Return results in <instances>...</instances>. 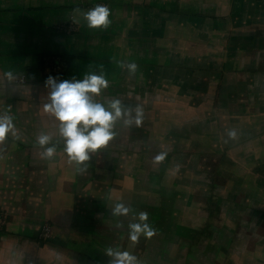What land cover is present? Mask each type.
<instances>
[{
    "label": "crops",
    "instance_id": "0c3cea01",
    "mask_svg": "<svg viewBox=\"0 0 264 264\" xmlns=\"http://www.w3.org/2000/svg\"><path fill=\"white\" fill-rule=\"evenodd\" d=\"M98 4L111 12L106 30L88 28L82 16ZM76 8L81 11L75 12ZM71 17L76 31L57 29ZM50 55L69 58L62 80H81L104 65L109 87L97 97L100 102L117 98L132 107L128 92L141 83L148 93L169 90L177 95L176 105H184L179 99L187 98L186 110H199L192 112L200 128L190 137L195 141L187 149L192 155L188 165L177 172L168 165L157 168L165 173L162 178L178 174L173 184L166 182L174 194L163 191L160 197L164 185L160 178L161 185L148 187L149 201L127 200L121 194L134 188L132 177L119 166L121 176L111 186V178L106 182L100 175L111 172L109 159L115 158V166L124 161L126 149H110L119 141H135L138 130L146 135L139 134L138 140L153 136L155 128H144V122L138 128L118 122L117 136L107 148L92 154L83 173L69 163L62 143L52 159L43 157L37 136L47 132L53 135V143L59 140V122L43 107ZM127 63L138 65L135 75L123 66ZM8 71L13 73L12 81L5 76ZM21 75L27 77L25 84L15 81ZM212 87L214 121L210 110L198 108L208 109ZM4 112L14 118L15 135L10 133L0 145V210L7 216L0 229V264H109L106 248L123 247L126 236L128 251L137 254L147 239L146 252L156 250L154 259L147 255L149 264H233L232 255L216 250L207 258L202 250L214 236L208 234L212 221L225 214L232 232L226 252L239 251L242 229L247 231V244H243L254 255L248 263L264 264V0H0V113ZM201 116L215 125L214 131ZM229 129L237 131V139L227 137ZM231 157L238 159L231 163L233 172L221 165ZM237 172L248 177L243 205L249 212L243 220L253 225L246 229L236 228L241 218L226 209L239 205L234 198ZM223 187L230 190L224 194ZM117 202L133 212L113 216L111 209ZM140 208L156 231L134 243L128 225L137 222L134 214ZM118 221L122 228L115 227ZM46 223L52 233L44 239L41 231ZM228 227L221 224L215 232L225 235ZM220 248L225 250L223 245Z\"/></svg>",
    "mask_w": 264,
    "mask_h": 264
},
{
    "label": "clouds",
    "instance_id": "9594fccd",
    "mask_svg": "<svg viewBox=\"0 0 264 264\" xmlns=\"http://www.w3.org/2000/svg\"><path fill=\"white\" fill-rule=\"evenodd\" d=\"M80 12L79 8L74 10ZM110 9L106 5H96L82 13L87 27L90 29H107L111 25L109 19ZM130 75H135L138 65L127 63L123 65ZM5 76L9 81L14 79L13 73L8 71ZM48 89L44 98V111L51 114L58 123L59 140L53 143V135L41 132L37 136L36 143L44 149L43 157L52 159L57 151V144L62 143L63 152L68 156L69 163H74L78 173L87 170L86 162L91 160L92 154L107 148L109 142L116 136L115 131L118 122H123L126 127L135 125L139 127L143 122L144 112L139 105L126 106L120 99L113 98L100 102L97 100L102 90L109 87V81L105 77L104 65H99V72H88L83 79L57 81L49 76L45 81ZM14 118L7 112L0 113V145L4 144L11 133L15 135ZM229 139L238 138L235 129L226 130ZM227 142V141H225ZM157 161L164 159V154L155 157ZM133 209L122 202H117L111 209L115 217L127 216ZM137 222L129 223L128 234L131 241L138 242L141 235L152 237L155 229L147 222L148 213L140 211L135 213ZM116 228H122L123 224L117 222ZM104 254L109 257V264H140L138 258L128 251H121L111 246L107 247Z\"/></svg>",
    "mask_w": 264,
    "mask_h": 264
},
{
    "label": "rangeland",
    "instance_id": "374dc122",
    "mask_svg": "<svg viewBox=\"0 0 264 264\" xmlns=\"http://www.w3.org/2000/svg\"><path fill=\"white\" fill-rule=\"evenodd\" d=\"M140 57V56H139ZM61 81V80H60ZM140 87H134L136 89V91H131L128 92V100H129V104L132 105V107L134 108L135 106L139 105L143 108V112H144V117H143V127L151 130L153 128H155V133L152 134L153 136H151V134L148 135V137L150 139L148 140H144L145 138V131L142 132V134H140L139 130L137 132V134L139 133L140 136L144 137L141 140L139 139V134H138V139H136L135 141L129 140L127 142L121 140L118 142V145H115L114 147H111L110 149L114 150L115 148H122V149H126L127 152L125 154V159L124 161L115 166V161L112 158L110 162H111V167L110 170L111 172L108 171H101L100 175H105L106 177V182L110 181L111 178V182L109 183L111 186L115 185V179H117V177L119 178V176H121L120 173L118 172V167L120 166V170L125 171L126 174H128L130 177H132V184H134V188L132 189H128L126 190L127 195H122V198L130 200L135 199V200H139L140 202H146L149 201V189L148 187H150V185H154V189L158 186L161 185L162 182L164 185H162L159 191V195L162 198V193L163 191H174L171 185L168 184H173V176L174 175H178V174H172L170 173L169 177H161L162 174H165L164 172H161L159 170H157L158 167H163L165 165L171 166L173 172H177V169H179L180 167H182L183 165L186 166L188 165V163L190 162V159L192 158V155L190 153H187V149L191 147L192 144H194L195 140L190 139V137H194V133H195V129L200 128V126L198 124H196V118L194 117L193 113L194 112H199V110L197 109V111H194L195 109H191V110H186L187 107V103L188 100L186 98L185 99H179L181 100V103H184V105L181 104H177V99L174 98L176 97V93H171L169 90L168 91H163L162 94L161 93H148L144 90L143 85L141 83ZM168 86V84H167ZM130 88V87H129ZM168 88V87H167ZM139 89V91H138ZM130 91V89H129ZM160 94V95H158ZM138 96V97H136ZM179 96V95H178ZM208 97L210 100L209 103V107L208 109L203 108V107H198L200 109V112H202V110L206 111L210 110V114L209 116H212V121H214L212 112H214L213 109H215L214 107H211L214 102H215V88L212 87V90L210 93H208ZM212 97V98H211ZM137 101V102H136ZM148 101V103H146ZM156 101V102H155ZM136 102V103H135ZM153 102H155L156 105H154L153 107ZM186 102V103H185ZM212 102V105H211ZM195 106V105H194ZM196 107V106H195ZM193 112V113H192ZM194 117V118H193ZM201 118L205 121V118L203 116H201ZM209 121V122H212ZM142 122V123H143ZM203 122V123H204ZM207 124V122H206ZM135 125H132V127H134ZM137 127V126H135ZM207 127L214 131L215 130V125H208ZM138 128V127H137ZM133 129V128H132ZM132 129H129L130 131ZM145 130V129H144ZM148 130L146 131V133L148 132ZM197 132V131H196ZM157 138L156 141H151V138ZM209 144H211L210 142H208ZM213 148H216V144L215 142H212ZM206 144V143H205ZM160 154H164V159L162 161H157L155 159L156 156L160 155ZM215 160H219L218 157ZM236 160H238L237 158H230L229 162H224L221 165L226 166V169H229L230 172H233L232 168H231V163L232 162H236ZM125 162H127V165L125 164ZM108 172V173H107ZM212 172H207L208 175H210ZM134 174H138L136 179L135 177H133ZM246 173L243 172H237V175L240 176L238 177L237 181H236V185L238 184L237 187H235V192H237L238 196L236 195V197L234 196L235 199H237V201L239 202L236 206H234L233 208L226 207V209H228L227 213L232 215L233 213H236L238 215L239 218H241V220L239 222H235L237 224H235L234 226L236 228H238L237 226H240L243 229H246L248 227V225H253V222H251L249 224L248 221H244L243 219H246L248 217V208L247 206L243 205V201H246L245 195L243 194H247L248 191V177L245 175ZM206 176V174H205ZM212 176H214V174H212ZM108 177V178H107ZM160 178L162 179V182L160 184H158V182L160 181ZM176 178V177H175ZM241 179V181L239 180ZM214 180H216L215 176H214ZM239 180V181H238ZM174 181H177V179H175ZM166 182H169L168 184ZM171 182V183H170ZM242 182V184L244 185H240V183ZM210 184V183H209ZM219 184V182H218ZM171 186V187H170ZM244 188H243V187ZM108 187V185H107ZM147 187V189L145 188ZM213 188V186H211ZM211 188V189H212ZM230 190V187H223L222 191H224V194L227 193V190ZM134 193H133V191ZM215 191V189L213 190ZM174 194V192L172 193ZM116 195V194H114ZM155 197H157L158 195H154ZM173 196V195H172ZM223 197V195H222ZM170 199V198H169ZM239 199V200H238ZM162 200V199H160ZM167 201V200H166ZM149 203V202H148ZM226 205H224L223 207H225ZM239 206V207H238ZM219 207V206H218ZM140 211L141 208H140ZM238 211H241L243 214H240ZM227 214L224 215V217L219 220L218 218L215 219V221H212L214 224V226L212 225V229L209 231L208 234H213L214 236L209 239L208 241H211L210 243H208V245L205 247V249H202L203 251L206 250V255L207 258L212 256L214 254V252H216V250H218L219 252L222 251L223 256H230L232 255V258H234V263L235 264H249L248 262L249 259H252L251 262L254 261V255L252 252L251 255L249 254L248 251V245H244L243 243H246V239H247V231L242 232L240 230V234H239V238L243 239V243L239 244V247L236 249H238L239 251H235L233 250V253L230 252H226V247H228L230 245V243L226 242L228 239L230 240V236H231V231L230 230V223L229 220L230 219L228 217H226ZM234 215H232L233 217ZM216 224L218 226H216ZM223 224V226H229L228 228H224L225 229V235L221 234L219 236L218 232L216 231V227L219 228V226ZM240 229V228H239ZM218 233V235H216ZM230 233V234H229ZM115 234V233H114ZM237 234V237H238ZM129 235V234H128ZM230 235V236H229ZM145 243L144 245H142V248L139 250V254L133 252L128 251V249H130V247H128L127 249V244H128V239L126 236V241L123 240V244L121 243V245L123 247L117 246V247H113L116 249H119L121 251H128L131 254L135 255L140 264H149L148 262V257L147 255L150 257V259H152L153 254L155 253L156 250H151V248H149V251L146 252L145 250V245H146V238L144 239ZM217 240V241H216ZM221 240V241H220ZM189 242V241H188ZM227 243V244H226ZM226 244V245H225ZM247 244V243H246ZM94 245V244H93ZM223 245V248H225V250H222L220 247ZM190 246V245H189ZM231 247V246H229ZM154 251V252H153ZM197 252V251H196ZM200 254V252L198 253ZM201 256H203V254H201ZM155 257V256H154ZM153 257V259H154ZM206 257V256H205ZM148 261V262H146ZM165 262H167L164 259ZM145 262V263H144ZM164 262V263H165ZM233 263V264H234ZM218 264H221L220 262Z\"/></svg>",
    "mask_w": 264,
    "mask_h": 264
},
{
    "label": "built area",
    "instance_id": "2783aa9c",
    "mask_svg": "<svg viewBox=\"0 0 264 264\" xmlns=\"http://www.w3.org/2000/svg\"><path fill=\"white\" fill-rule=\"evenodd\" d=\"M57 29L64 33H72L77 30V24L73 17H71L67 22L57 25ZM67 64L66 60L62 56L50 55L46 60L45 73L47 77L52 76L60 81L63 79L64 72L66 70ZM15 81L17 83L25 84L27 82L26 75L18 76ZM7 223V216L0 210V229H3ZM52 226L46 223L41 231V236L47 239L51 236Z\"/></svg>",
    "mask_w": 264,
    "mask_h": 264
},
{
    "label": "trees",
    "instance_id": "16d2710c",
    "mask_svg": "<svg viewBox=\"0 0 264 264\" xmlns=\"http://www.w3.org/2000/svg\"><path fill=\"white\" fill-rule=\"evenodd\" d=\"M62 58H64L65 60H66V64H67V66H68V62H69V58L67 57V56H62ZM67 68V67H66Z\"/></svg>",
    "mask_w": 264,
    "mask_h": 264
}]
</instances>
